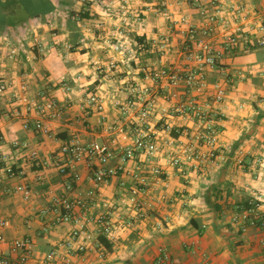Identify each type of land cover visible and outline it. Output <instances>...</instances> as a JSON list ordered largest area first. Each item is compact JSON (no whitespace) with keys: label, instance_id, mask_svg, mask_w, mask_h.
Instances as JSON below:
<instances>
[{"label":"crops","instance_id":"0c3cea01","mask_svg":"<svg viewBox=\"0 0 264 264\" xmlns=\"http://www.w3.org/2000/svg\"><path fill=\"white\" fill-rule=\"evenodd\" d=\"M163 1L166 7L161 5ZM118 2L0 0V77L11 82V91H19L29 99L54 97L63 107L60 116L45 117L51 128V134L45 135L24 128L25 120L33 124L36 114L27 113L12 93L0 98L2 165L27 171L24 177L4 176L0 183V214L9 222L4 229L8 243L3 250L12 255L13 240L31 239L34 253L30 264H37L58 247L75 227L72 222L54 224L53 215L42 213L51 204L52 195L64 193L67 181L72 179V169L62 174L56 165L57 159L67 160L62 146L75 140L130 145L134 124L115 106V101L127 97V82L141 76L138 67L142 64L182 63L183 27L176 20L188 14L196 25L203 24L199 8L188 0H134L132 7L143 17V26L133 29L129 38L133 54L124 58L110 45L118 39ZM201 2L214 7L210 0ZM217 4L226 16L231 15V6H246L244 33H250V37L262 35L256 32L255 25L264 24V0H219ZM234 29L235 24L229 29L216 27L212 37L216 49L222 48L223 35ZM162 33L171 34L174 41V51L166 59L155 45ZM13 48L17 54L11 58ZM112 58L118 59L120 67L107 73L106 66ZM219 62L225 71H209L208 80L211 88L217 81L227 88L218 122L225 160L178 169L168 163L164 150L151 157L138 151L135 159L124 164V171L98 187L91 177L99 162H76L80 178L70 195H84L96 188V203L87 214L91 217L111 212L117 223L111 249L100 242V227L88 223L80 239L88 248L85 259L74 258L77 264H264V229L242 230L233 221L239 203L264 194V46L256 40L246 45L240 35L236 48ZM63 81L72 89L66 90ZM179 89L184 91L185 87ZM204 92L197 91L195 95L206 99ZM92 93L104 99V111L89 106ZM167 95V88L156 94L154 122L167 114ZM170 120L181 122L175 117ZM122 126L130 135L127 140L119 130ZM188 126L193 127V123ZM16 142L20 145L15 146ZM23 143L27 147L21 146ZM34 150L38 160L31 157ZM118 162L116 158L108 165ZM154 167H160L162 172L156 174ZM138 175L147 177L149 184L140 196L148 209L145 218L138 217L127 204L132 189L139 185ZM20 184L32 189L31 199H24L16 190ZM261 212L264 215V203ZM121 220H132L133 224L124 225ZM165 252L170 262L164 260Z\"/></svg>","mask_w":264,"mask_h":264},{"label":"built area","instance_id":"2783aa9c","mask_svg":"<svg viewBox=\"0 0 264 264\" xmlns=\"http://www.w3.org/2000/svg\"><path fill=\"white\" fill-rule=\"evenodd\" d=\"M134 0H119L116 13L118 14V23L115 36L117 41H111L112 50L121 54L124 58L133 54L129 38L136 26L142 27L143 17L132 7ZM199 8V14L203 19L201 26L196 25L188 14H184L175 22L180 23L182 36L183 61L177 66H155L151 64H142L138 67L139 78L127 82L125 99H117L115 106L125 115L128 121H132L134 126L132 130V143L130 145L112 146L106 142L91 141L81 143L79 141H70L62 146V153L67 156V160H56V165L62 174H68L72 169V179L66 183L64 193H55L51 197V204L42 210L44 215H53L54 224L74 223L75 227L70 231L69 236L58 247L49 251L43 258L37 261V264H77L75 257L85 259L87 245L81 241L89 222H94L100 227L103 235L108 240L115 239L116 221L110 213H100L89 216L87 212L90 207L96 203V188L89 189L84 195L72 197L70 191L74 189V182L79 180L80 175L75 171L76 162L87 159L89 164L94 161L99 162V167L92 175L95 187L117 176L125 170L124 164L135 159L137 152H141L148 157L155 156L158 152L164 150L165 158L168 163L183 169L187 167H197V163L210 162L219 164L225 160V155L220 147V130L218 127L221 118V104L227 95L225 85L217 81L211 83L208 80V72L219 69L224 72L225 69L219 62L225 53H230L243 35V40L248 45L252 40H256L259 46H264V24L256 23V32L262 33L255 37L250 33H244V24L248 19L246 6H231V15L226 16L222 8L218 6L219 0H210L214 5L207 6L202 4L201 0H188ZM166 7L167 2L161 3ZM167 15V13H164ZM235 24V31L228 32L221 39L222 48L216 49L212 37L216 32V27L221 25L224 29H229ZM255 32V33H256ZM158 52L165 59L174 51V41L169 33H162L155 40ZM17 54V49L10 50L9 57L13 58ZM120 67L118 59L112 58L106 68L107 73L116 71ZM66 90H71L72 86L66 81L62 82ZM184 86L185 90L179 88ZM24 88V87H23ZM161 88H167V101L164 103L165 117L157 122L152 119L158 108L157 92ZM12 85L7 79L0 77V98L12 93L13 97L24 104L27 113H35L36 119L32 124L25 120L24 128L33 129L37 133L45 135L51 134V128L45 122V117H58L62 114L63 107L54 97L32 98L29 99L19 91H11ZM197 91H206V99H201L195 95ZM204 92V93H206ZM45 96L44 93H41ZM177 100L175 102V99ZM89 106L98 111H104V99L96 94H90L88 98ZM17 114L19 112L17 111ZM171 117L181 119L177 123L170 120ZM104 118V117H103ZM192 122L193 127L188 126ZM113 128V126H110ZM127 140L130 135L122 126L119 127ZM20 143L16 142L15 146ZM21 146L27 147L26 143ZM203 147H206L205 150ZM31 157L38 160V152L31 151ZM119 159L114 165H108L111 160ZM154 172L160 174L162 169L154 167ZM27 171L24 168H16L13 165H2L0 159V183L4 176L24 177ZM139 185H136L128 197V207L136 211L140 218L148 215V209L140 199L143 191L148 184V178L138 175ZM16 190L23 194L24 199L29 200L32 197V189L26 184H20ZM0 191V198H1ZM248 207H237L233 221L240 226L242 230L248 227H257L264 229V215L261 212L264 203V194H259L247 199ZM124 220V219H123ZM124 225L133 224L132 220L122 221ZM9 225L7 219L0 214V264H30L33 259V243L29 238L15 239L11 242L12 255L6 254L3 245L8 243L4 234V229ZM264 245V237L261 239ZM100 257L104 256L99 251ZM164 260L170 262V256L164 253Z\"/></svg>","mask_w":264,"mask_h":264},{"label":"trees","instance_id":"16d2710c","mask_svg":"<svg viewBox=\"0 0 264 264\" xmlns=\"http://www.w3.org/2000/svg\"><path fill=\"white\" fill-rule=\"evenodd\" d=\"M240 206H243V207H248L249 205H248V201L247 200H245V201H243L242 203H239L238 204V206L237 207H240ZM99 240H100V242H102L108 249H111L112 248V244L110 243V240H108L107 238H106V236L105 235H101L100 237H99Z\"/></svg>","mask_w":264,"mask_h":264}]
</instances>
